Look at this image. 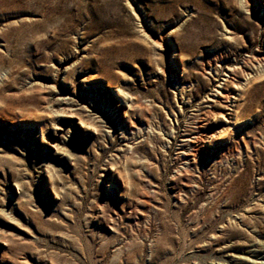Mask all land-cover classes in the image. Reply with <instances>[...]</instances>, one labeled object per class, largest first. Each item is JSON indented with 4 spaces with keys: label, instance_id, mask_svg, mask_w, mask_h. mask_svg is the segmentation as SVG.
<instances>
[{
    "label": "rangeland",
    "instance_id": "1",
    "mask_svg": "<svg viewBox=\"0 0 264 264\" xmlns=\"http://www.w3.org/2000/svg\"><path fill=\"white\" fill-rule=\"evenodd\" d=\"M259 56L264 0H0V264H264V66L205 102Z\"/></svg>",
    "mask_w": 264,
    "mask_h": 264
},
{
    "label": "bare ground",
    "instance_id": "2",
    "mask_svg": "<svg viewBox=\"0 0 264 264\" xmlns=\"http://www.w3.org/2000/svg\"><path fill=\"white\" fill-rule=\"evenodd\" d=\"M230 38V37H229ZM252 62L256 64L255 68L253 67L251 69L256 71L257 73L254 74V72H244L245 70L250 71V69L245 68H228L226 69V73L223 76L222 80L218 82V84L215 86V88L212 90V92L206 97L205 102L208 104V108L213 109L211 112V115H215L216 113L214 110L217 111V116L223 118L222 113L226 111H231L230 114V121H227L226 123H235L237 121V103H239L242 99V95L246 87L255 79H260L263 77V74L258 73V69L261 68V65L264 66V57H255L252 59ZM251 63V62H250ZM252 65V64H251ZM209 69L215 72V68L209 66ZM241 73V74H240ZM238 74V75H237ZM118 98L120 99L119 105H117V108H120L121 106L124 107L127 112H132V106L131 101L127 95H124L122 92H118ZM68 98L59 97L56 99V101H60V105L67 104L68 101H66ZM116 100H118L116 98ZM67 102V103H66ZM119 102V101H118ZM223 111L222 113L220 112ZM59 119H62V123H66L69 121V119H75L74 113H72L70 110H65L62 113L60 112L58 115ZM123 125L125 129H130L132 125L129 123V118H124L122 122H120V125ZM81 125V124H80ZM82 126V125H81ZM228 130V128H227ZM64 127L60 125H54L52 135L56 140H60L62 138V135L64 134ZM222 135V131L217 129L214 126L208 125L205 126L203 131L199 133V135L195 137L186 136L182 140H180V146H187L188 148L193 145L194 147L197 146V140L200 141V146L198 149H194V152L191 153L190 150H186L185 152L181 153L182 156H184V159L186 162L184 163V166L191 165L195 160V155L200 152V150L203 151L207 147V145L212 146L213 144H216V140L220 138ZM197 144V145H196ZM218 144V143H217ZM49 146L55 147L52 144H49ZM53 153L52 155L57 158H63V153H61L60 148H52ZM183 169H185L183 167Z\"/></svg>",
    "mask_w": 264,
    "mask_h": 264
}]
</instances>
